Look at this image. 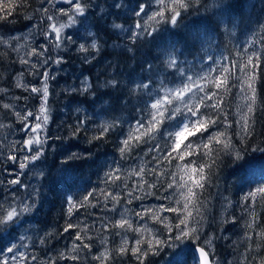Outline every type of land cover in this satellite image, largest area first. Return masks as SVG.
Masks as SVG:
<instances>
[{
    "label": "trees",
    "instance_id": "trees-1",
    "mask_svg": "<svg viewBox=\"0 0 264 264\" xmlns=\"http://www.w3.org/2000/svg\"><path fill=\"white\" fill-rule=\"evenodd\" d=\"M38 1L0 0V16H8L7 20H0V32L14 34L24 30L28 16L36 10ZM212 1L214 7L210 5ZM103 3L104 7H96L89 20L99 41L98 50L94 51L88 62H81L82 72L91 80V90L85 94L76 93V98L87 114L98 119L103 113L114 127L101 139L94 140L93 137L100 136L101 131L90 134L87 130L91 123L87 117L85 124H80L82 129L74 131L77 139L72 134L57 139V143L74 146V153L80 158L69 161L70 168L65 166L66 158H50L54 160V165L40 177L37 214L42 219L36 221L40 230L36 234L43 241L40 251L44 255L60 257L74 237L71 234H76L75 227L64 231L67 224L85 229V224L92 223L91 216L111 202L104 201L106 198L102 200L100 189H96L104 170L101 159L117 153L129 123L137 124V121L143 122L148 117L149 104L155 92L153 86L160 79L178 81L180 67V70L189 71L199 68L201 64L217 61L219 64H216L215 72L207 79L201 92L202 97L208 96L209 99L201 103L196 112L206 127L209 117L212 120L219 117V123L208 127L196 138L190 137L191 148H184V144L188 143L184 141L182 151H178L175 157L195 166L198 172L195 181L204 183L203 189L194 187L197 203L201 204L204 214L197 226L199 240L192 234L190 238L195 247L205 246L202 239L209 235L213 237L218 255L223 253L224 257L239 258L240 264H261L264 259V236L261 235L264 233V193L257 192L254 197H249V194L264 183V29L261 28L264 25V0H199L198 3L193 0L189 8L179 10L180 16L175 25L165 17L155 31H151L152 35L127 40L117 32L114 24H133L137 18V5L147 7L150 0H108ZM5 4L11 5L7 12L3 9ZM117 4L121 7H116ZM225 5L231 7L226 9ZM238 49L251 53L256 65V79L253 81L255 103L247 130H242L237 120V95L241 87L239 68H232L227 83H222L224 78L217 71L234 65ZM170 58L177 60L176 67H168ZM16 60L13 48L0 45V72L16 70L19 65H16ZM248 67L253 74L252 67ZM113 81L116 86H113ZM218 82L221 83L219 88L216 87ZM144 83H149L147 89L137 88V85ZM7 84L11 82L0 83ZM73 96L66 97L72 99ZM1 99L0 109L3 104ZM213 105H219V108ZM192 119L195 118L191 116ZM213 133L224 135L209 143L208 136ZM201 140L208 143V149L197 147ZM225 140L231 142L229 149L223 147ZM143 146L141 144L138 148L132 145L126 154L132 156ZM209 150V155H203ZM237 152L240 153L239 160L236 158ZM142 154L147 158L150 155L148 151ZM254 158H258L259 166L248 171L247 163ZM58 166L64 169L62 173L54 171ZM202 166L204 180L200 179L199 169ZM53 172L57 175L52 176ZM159 180L154 190L162 189ZM69 194L78 205L71 215L68 213ZM85 197L88 199L85 200ZM228 197L233 201L230 214L235 217L230 222L228 219L222 221L223 202ZM250 204L257 209L255 217H252ZM88 228L92 233L94 227L90 224ZM111 232H115V227L111 228ZM85 239L88 244L84 243ZM85 239L82 240L84 245L93 243L92 237ZM5 244L4 240L0 242V249ZM113 254H116L114 250ZM156 256L160 260V255ZM242 256H246L245 261ZM151 257V264H155L154 256ZM236 262L237 259L233 264Z\"/></svg>",
    "mask_w": 264,
    "mask_h": 264
},
{
    "label": "rangeland",
    "instance_id": "rangeland-1",
    "mask_svg": "<svg viewBox=\"0 0 264 264\" xmlns=\"http://www.w3.org/2000/svg\"><path fill=\"white\" fill-rule=\"evenodd\" d=\"M105 1L108 0H80L85 6V13L76 17L75 24L61 30V40L59 42L56 40V34L51 25L54 24L59 27L61 24L69 23L68 17L63 14L69 12L71 7L68 0H39L36 10L28 16V24L24 30L14 34L0 32V45L13 48L17 58L16 65L19 63L14 71L9 69V71L0 72L1 84L11 82V84L0 85V98L3 102L0 109V205H3L4 208H8L10 204L16 206L20 202L32 205L31 211L22 214L13 223L0 226V235H3L6 242L0 252V264H5V262L7 264H139L136 256L131 251L126 255H120L118 249L124 240L128 241L127 246L131 248L137 239L143 241L153 240L154 243L153 238H157L164 243L154 244L157 251L155 254H149L146 257L145 264L152 263L151 256H154L155 264H171L173 254L181 247H187L188 252L193 257L197 256L195 246L190 238L191 233L184 235L177 228V225L180 224L177 217L183 218L181 213L161 211L160 206L182 207L185 200L181 193H187V187H194L192 181L197 179L196 173L198 172L197 170L193 171V169H196L195 166L178 158L175 159L178 152L173 153V156L169 159H165V157L171 151L168 146L173 144V140L169 139L168 133L178 130L175 125L179 121L188 123L191 120V114L187 111L188 108L197 111L203 103L201 102V92L207 79H210L215 72V66L219 64L217 61H213L212 64H201L199 68L189 71L180 70L182 68L180 67L178 81L160 79L158 84L153 86L155 90L154 98L149 104L148 117L142 122L144 128L140 131L144 132L150 127L149 121L153 115H156L157 120L163 121V123L158 124L155 131L141 136L139 142H131V146L134 145L138 148L141 144L144 145L139 152L136 150L132 156L126 154V151L121 153L120 149L123 147V144H121L115 155L101 159L104 170L102 179L98 181L96 189H100L102 200L106 198L104 201L110 200L111 202L103 209L96 211V215L91 216L92 223L90 224L94 227L93 232L91 233L90 228H88L90 224H85V229L75 227L76 234H71L74 237L71 238L72 241L66 249H63V258L61 255L60 257L52 254L44 255L40 251V248H42L41 239L36 234V231H40L36 221L42 219V216L37 214L38 199L40 198V179L54 165V160L50 158L59 156L61 159H65L76 150L74 146L66 147L64 144L57 143V139L69 136V134H72L71 136L75 139L73 132L77 129V126L82 129L80 124L81 122L85 124L87 117L89 123H91L87 131L92 135L99 132L102 125H111L110 120L103 113L99 115L98 119L87 114L86 109L76 98V93L85 94L91 90V80L82 72L81 62H88L93 57L95 50L90 48L93 40L98 46L99 41L96 39L89 20L93 10L96 7L102 9ZM213 3L214 1L210 2V5L213 6ZM222 6L223 3L221 2ZM172 7L171 0H164V3H159L158 0H150L146 12L137 17L133 24L115 23L114 27L117 24L121 25L120 28L115 27V29L126 40L144 37L147 33L136 29V23L145 24L148 31H153L159 23L149 20L148 17L158 11L164 12L166 18L170 17ZM180 9L183 10V8ZM48 17L53 19L49 20ZM134 31H139L140 35L133 38L132 33ZM89 33L92 35L90 36ZM58 43L59 46H57ZM81 44L88 47L89 51H80ZM122 45L125 46L124 43ZM33 48L43 54L28 55ZM250 54L238 49L233 63L240 65L242 68L248 64V60L251 58ZM22 60L27 61V63H22ZM57 60L60 63H56ZM45 73L48 74L46 103L41 99L42 91L37 93L31 91L32 87L42 89L45 83ZM251 75L252 71L249 67L246 73L239 69L238 76L241 78V87L239 95H237V120L241 128L243 124L241 117L247 115L249 122L251 114L248 113L246 105L251 103L248 97H251L253 92L245 83L246 77ZM189 77L192 79L189 80ZM201 77L205 79H201ZM251 83L253 85V81ZM185 84L192 89L191 92L184 91L183 95H178L177 90H182ZM18 85H23V87ZM86 86L87 91L84 90ZM72 95H74L72 99L66 97ZM164 97H167V101L171 103L164 101L162 99ZM157 99L162 100L159 113H163V116L159 115L157 110L151 108V104ZM42 104L46 107L48 116L47 124L40 133L41 139L47 137L43 145L44 155L39 161L32 162L28 167L21 170L19 161L30 154L23 149V141L35 134L28 133L23 128V123L16 113H20L21 116L28 112L33 113L28 121L34 124L37 122L35 117L40 115ZM4 105H9V107L5 108ZM176 108L181 111L175 113L171 119H165ZM136 127L137 124L129 123L122 141L130 133L139 136V132L133 131ZM86 128L84 127V129ZM35 147L33 145V148ZM145 151L150 154L148 158L142 154ZM10 155L16 156L17 162L9 160ZM54 171L62 173L64 169L58 166ZM137 173H140V175H137ZM51 175L55 176L57 174L53 172ZM17 177L21 180V184L11 185L8 183V181ZM113 177L118 178L114 179ZM158 179H160L159 182L162 183L163 187L154 190L155 187H158ZM173 180L176 182L173 188H168V184L172 183ZM152 185H155V187H152ZM260 187H264V183L258 186V188ZM156 191H159V193ZM254 193H257L256 190ZM68 196L72 198V194ZM113 197L117 199L114 200ZM165 197H168V199H165ZM177 200H180V205H177ZM224 202L222 221L228 219L230 222V219H235L230 214L233 201L228 197L224 198ZM197 206L203 214L201 204L197 203ZM144 209H152V212L144 213ZM250 209L252 217L257 216V209L251 207V204ZM136 213H142V218L137 216ZM154 215L165 218L164 223L154 220L152 218ZM193 215H195V211H193ZM121 219L129 220L132 229L139 228L141 231L136 232L115 227V232H111V228ZM196 219L199 220L200 217L197 216ZM166 224L168 227L165 226ZM189 226L197 227L198 225H193L189 221ZM180 227L184 228L183 225ZM184 231L188 232V229L185 228ZM78 233L83 239L92 237L93 243L88 247H84L83 239L77 240L76 238ZM202 240L211 241L206 249L211 254L214 264H233L235 259H237V264L241 263L239 258L224 257L225 254L223 253L218 255L213 237L206 235ZM84 243L88 244V241L85 239ZM12 244L17 246V251L9 253L7 248L11 247ZM74 245H79V247L73 250ZM141 247L146 248L147 245L142 243ZM113 250L116 252L115 255ZM106 251L107 256H103L102 254ZM13 255L16 256L15 260L12 258ZM156 255H160V260L155 258L158 257ZM72 256L78 258L73 260L71 259ZM97 257H101V259H97ZM243 258V261H245L246 256ZM188 264H197V261L189 259Z\"/></svg>",
    "mask_w": 264,
    "mask_h": 264
},
{
    "label": "snow or ice",
    "instance_id": "snow-or-ice-1",
    "mask_svg": "<svg viewBox=\"0 0 264 264\" xmlns=\"http://www.w3.org/2000/svg\"><path fill=\"white\" fill-rule=\"evenodd\" d=\"M158 2L164 3V0H158ZM192 2H193V0H171L173 7L170 9L171 15H170V17H168V21L170 23H172L173 25H175L177 23V17L180 16V11L178 9L189 8L191 6ZM195 2L198 3L199 0H195ZM68 3L71 6L69 9V12H65L63 14L68 17L69 23L68 24H61L59 27H56V25H54V24L51 25L53 31L56 34V40L58 42L61 40V36H60L61 30L68 27L71 24H75L76 23V17L79 15H83L85 13V6L80 2V0H68ZM115 6L121 7L120 4H117ZM230 7H231L230 5H225L226 9H228ZM10 8H11V5H9V4L3 5V9L6 12ZM137 8H138V10L135 11V15L137 17H140L142 14H144L146 12V5H144V4H138ZM69 13H71V14H69ZM7 19H8L7 15L0 16V20H7ZM48 19L51 20L53 18L48 17ZM148 19L151 21H155L158 24L160 22V20L165 19V13L159 12V11L155 12V13H153L152 16H149ZM115 27L120 28L121 25L117 24V25H115ZM135 28L138 30H143L148 35H152V32L148 31L145 24H141L138 22V23H136ZM261 28L264 29V25H261ZM153 31H155V29H153ZM89 35L91 36L92 34L89 33ZM139 35H140L139 31H134L132 33L133 38H135ZM57 46H59V43L57 44ZM90 48L93 50H98V46H97V43L95 42V40H93V42L91 43ZM80 51L88 52L89 48L86 47L85 45L81 44L80 45ZM42 54H43L42 52H38V50L35 48H33L32 51L30 53H28V55H42ZM209 59H211V57H209ZM21 62L27 63V61H24V60H22ZM56 63H60V61L57 60ZM176 65H177V60L175 58H170L168 61V67L174 68V67H176ZM249 65H251V67H252L253 74L251 76L246 77L245 83H247V87L249 89H251L253 92V95L251 97H248V99L251 100V103L246 105L248 113H251L253 111V104L255 103V88L253 87L251 81H254L256 79V75H255L256 65L254 64L252 58H249L248 64L244 65L242 68L240 65L234 64V65H232L231 68L230 67H222L221 69H217V71L220 72V75L224 78L222 83H227V81L231 75L232 68H239L241 71H244L246 73ZM44 77H45V83L43 84L42 89L32 87L31 91L34 93L42 91L43 95H42L41 99H42V101H44V103H46V99L48 96V85L46 83L47 78H48V74L45 73ZM188 79L191 80L192 78L189 77ZM201 79H205V78L201 77ZM112 83H113V86H116L115 81H113ZM18 86L23 87V85H18ZM220 86H221V83L218 82L216 87L219 88ZM139 87H143V88L147 89L149 87V83L137 85V88H139ZM84 90L87 91V86L85 87ZM191 90L192 89L189 88V86L187 84H185L182 90H177V94L183 95L184 91L191 92ZM169 91H171V90H169ZM162 99L164 101H167V97H164ZM207 99H209L208 96L201 97V102H204ZM167 102L171 103L170 101H167ZM161 103H162V100L157 99L154 103L151 104V108L157 110L158 114L163 116V113H159V108L161 106ZM4 107L8 108L9 105H4ZM212 107L219 108V105H213ZM180 111L181 110L179 108L174 109L172 114H170L169 117H166L165 119H171L175 113H179ZM187 111L195 119L190 120L188 123H184L183 121H179L175 125V127L178 130L168 133V137H169V139L173 140V144L168 146L171 149V151L168 152L165 159L171 158L173 156V153H176L178 151H182L181 145L184 144V141H186V140L188 141V143L184 144V148H191L192 147V140H189L190 137L196 138V137L202 135L204 132H206L208 130V127L214 126V125L219 123V117L216 120H212L209 117L207 120V127H206L205 122L201 120L200 116L198 115V113L196 111H194L192 108H188ZM46 113H47V109L44 106V104H42L41 109H40V115L35 117L37 122L34 124H31L28 121V118L33 116V113L28 112L24 116H21L20 113H16V115L21 119V121L23 123V128L25 130H27L28 133L35 134V135H31L28 139L23 141V149L28 151L30 154L24 156L23 159L19 161V168L21 170L28 167L29 164H31L32 162L39 161L40 158L44 155L43 145H44L47 137H45L44 139H41L40 133L43 131V129L46 126L47 121H48V116ZM241 121L243 122L242 130H247V127H248L247 115H243L241 117ZM162 123H163V121H158L156 115H153L152 119L149 121L150 127L146 131L141 132L140 130L144 128V124L140 121H137V127L133 131L139 132L140 135L135 136V135L130 133L129 136L125 140L122 141L123 147L120 149L121 153H124L125 151H128L131 149V142H133V141L139 142L141 136L147 135L148 133L155 131L156 126L158 124H162ZM81 124H83V122H81ZM112 127H114V125H102L101 129H100L101 135L100 136H94L93 139L94 140L101 139V137L105 133L109 132ZM77 131H79V126H77ZM75 134H76V132H73V135H75ZM223 135H224V133H213L212 135L208 136V141L210 143L212 141L217 140V137H220ZM33 145H35L36 147L33 148ZM201 146L205 149H208V147H209L208 143H204L202 140H201V143L199 145H197V147H201ZM157 147H159V146H157ZM223 147H224V149H229L231 147V142L229 140H225ZM150 151H151V149H150ZM209 154H210V150L203 153V155H209ZM189 155H191V153H189ZM79 158L80 157L76 153H72L71 155L66 157V160L64 161L65 166L70 168L71 165H69L68 162L69 161H76ZM179 158L183 159V156H180ZM236 158L238 160L240 159V153L239 152L236 153ZM8 159L13 161V162H17L16 156L10 155L8 157ZM157 162H159V161H157ZM257 166H259L258 165V158H254L252 160H249L247 163L248 171H252ZM193 171L195 172L196 169H193ZM199 171L201 173L200 179L204 180V176L202 175L203 171H204L203 166L199 169ZM137 175H140V173H137ZM113 178L116 179L118 177H113ZM70 179H71V175H69V180ZM8 183L11 185H17V184H21V180L19 179V177H17L16 179L8 181ZM175 183L176 182L173 180L172 183L168 184V188H173ZM192 183H193V186L197 189H203L204 188V183H197L195 180H193ZM152 187H155V185H152ZM194 187H187V193H183V192L181 193V196L185 200L182 207L172 208V207H165V206L161 205L160 210L161 211L180 212L181 215L183 216V218H181L180 216L177 217V219L180 220V224L177 225V228H179L181 233H183L184 235H188L189 233H191L194 238L199 240V235H198L199 228L189 226V221L193 225H199L200 222L204 218L203 214L200 212V208L197 206V200H196L197 193L194 191ZM256 192L264 193V187L257 188ZM89 195H92V193H89ZM254 196H255V193L249 194V197H254ZM249 197H246V199H248ZM84 199L87 200L88 197H85ZM113 199L116 200L117 198L113 197ZM165 199H168V197H165ZM129 203H131V201H129ZM176 203H177V205H180V200H177ZM68 204H69L68 213H69V215H71L73 212V209L78 207V205L76 204V202L71 197L68 198ZM190 206H191V208H190ZM31 208H32V205L26 204L23 202L16 204V206H13L12 204H10L8 208H4L3 205H0V226H4V225H8L10 223H13L19 216H21L24 213L31 211ZM193 211H195V215H193ZM150 212H152V209H144V213H150ZM136 215L141 216V218L143 216L142 213H136ZM197 216L200 217L199 220L196 219ZM152 218L154 220H158L160 223H164V219H165V218H160V217L155 216V215ZM181 225H183L184 228H181L180 227ZM105 226L107 227V225H105ZM165 226L168 227L167 224ZM251 226L252 225L250 224L249 227H251ZM74 227H78V226L73 225L71 223H68L67 226L65 227L64 231L68 232L69 230L73 229ZM114 227H119V228L125 229V230H134L136 232L141 231V229H139V228L132 229V224L127 219H121V220L117 221L116 225H114ZM185 228L188 229V232L184 231ZM261 235L264 236V233H261ZM76 238H77V240L83 239V237L79 233L77 234ZM153 239H154V243H153V240L143 241L142 239H137L135 241V244L131 248H129L127 246L128 241L124 240L121 247L118 249V253L120 255H126L129 251H131V253L134 256H136V259H137V261H139V264H145L146 257L149 254H155L157 251V249L154 247V244L160 245V244L164 243L163 241H161L157 238H153ZM3 240H4V237L2 235H0V242H3ZM41 242L43 243V241H41ZM142 243H145L147 245V247L142 248L141 247ZM203 243L205 246H209L211 244V241L206 240ZM205 246H201L197 249L198 255L195 257H193L191 255V253L188 252L187 247L179 248L173 254V259L171 261V264H188L189 259H195L197 261V264H214V261H212L210 259L211 254L208 251H206ZM76 247H79V245H74L73 250H75ZM84 247H88V245H84ZM192 247H194V246H192ZM2 250L3 249H0V251H2ZM7 251L9 253H14L17 251V246L15 244H12L11 247L7 248ZM20 255L22 256L23 254L21 253ZM102 255L107 256V251ZM61 256L63 258V254H61ZM12 258L15 260L16 256L13 255ZM77 258L78 257H76V256L71 257V259H73V260H76ZM33 259H35V258H33ZM97 259H101V257H97ZM5 264H7V262H5ZM261 264H264V259H262Z\"/></svg>",
    "mask_w": 264,
    "mask_h": 264
},
{
    "label": "water",
    "instance_id": "water-1",
    "mask_svg": "<svg viewBox=\"0 0 264 264\" xmlns=\"http://www.w3.org/2000/svg\"><path fill=\"white\" fill-rule=\"evenodd\" d=\"M199 247H201V245L196 246V253H197V255H198V251H197V249H198ZM206 251H208V250L206 249ZM210 259H211V257H210ZM211 260H212V259H211Z\"/></svg>",
    "mask_w": 264,
    "mask_h": 264
},
{
    "label": "bare ground",
    "instance_id": "bare-ground-1",
    "mask_svg": "<svg viewBox=\"0 0 264 264\" xmlns=\"http://www.w3.org/2000/svg\"><path fill=\"white\" fill-rule=\"evenodd\" d=\"M67 147V146H66ZM60 188V187H59ZM162 259V258H161Z\"/></svg>",
    "mask_w": 264,
    "mask_h": 264
}]
</instances>
